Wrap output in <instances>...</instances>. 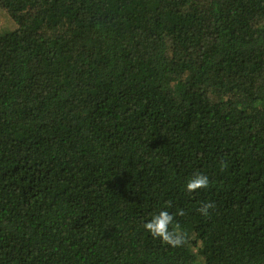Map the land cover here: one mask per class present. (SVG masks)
Segmentation results:
<instances>
[{"label": "trees", "instance_id": "1", "mask_svg": "<svg viewBox=\"0 0 264 264\" xmlns=\"http://www.w3.org/2000/svg\"><path fill=\"white\" fill-rule=\"evenodd\" d=\"M0 264H264V0H0Z\"/></svg>", "mask_w": 264, "mask_h": 264}, {"label": "clouds", "instance_id": "2", "mask_svg": "<svg viewBox=\"0 0 264 264\" xmlns=\"http://www.w3.org/2000/svg\"><path fill=\"white\" fill-rule=\"evenodd\" d=\"M209 185L210 178L208 175L196 173L188 179L184 187L185 191L191 194L207 189ZM168 206H171V202H169ZM212 207L211 203H204L198 211L201 215L208 216L209 209ZM177 215L183 216L184 210L180 209L175 214L167 210H161L144 223L143 228L153 239H158L163 245L173 248L181 247L186 243V234L181 230L178 223L174 224L175 216Z\"/></svg>", "mask_w": 264, "mask_h": 264}]
</instances>
